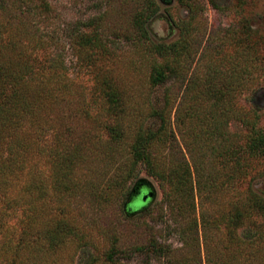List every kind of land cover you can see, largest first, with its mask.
Listing matches in <instances>:
<instances>
[{
    "label": "rangeland",
    "instance_id": "374dc122",
    "mask_svg": "<svg viewBox=\"0 0 264 264\" xmlns=\"http://www.w3.org/2000/svg\"><path fill=\"white\" fill-rule=\"evenodd\" d=\"M0 56L30 69L31 108L16 136L37 193L41 186L52 193L36 196L33 212L17 204L0 215V264H173L172 255L205 264L207 253L231 255L222 216L250 189L264 195V147L244 150L245 120L264 131V0H0ZM158 66L165 79L154 84ZM220 91L231 98L229 117L214 121L220 132L212 133L208 110ZM191 106L205 113L203 122L198 113L184 117ZM147 128L157 131L150 154L159 169L179 166L184 155L193 199L184 202L181 190L172 193L135 161L131 146ZM170 131L177 147L169 149ZM8 148L0 143L2 157ZM228 173H235L229 183ZM139 181L154 196L128 204ZM60 221L66 229L51 244L46 234ZM255 223L243 234L249 247L239 264L264 261V239H250L260 224L264 235V217ZM147 244H162L166 255L140 248Z\"/></svg>",
    "mask_w": 264,
    "mask_h": 264
},
{
    "label": "trees",
    "instance_id": "16d2710c",
    "mask_svg": "<svg viewBox=\"0 0 264 264\" xmlns=\"http://www.w3.org/2000/svg\"><path fill=\"white\" fill-rule=\"evenodd\" d=\"M141 17L142 14H139L137 16L136 23L142 21L143 18ZM7 61L9 60H2V57L0 56V132L2 128L8 127L7 129H4L2 135L0 136V143H5L9 146L6 156L2 157L0 153V204L5 205L6 208L9 207L12 210L14 207H16L15 205L18 204L20 205V208H24L26 210L31 209V212H33L32 202L34 198L37 196L39 200L47 201L52 197V193L46 192L42 186L39 188L37 193L38 186L36 185L38 179L33 170L26 168L27 162H23L24 152L26 151V148H24V146L20 144L21 142L16 136V130L18 129V127L21 124H25L27 122L23 119L25 115H23L22 113L28 111L31 108L30 101L28 98H26L24 87L25 81L27 80L30 73V69L27 65L24 64L15 65L13 67L11 63ZM151 79L154 84L163 82V80L165 79L163 68L160 66L154 67ZM215 92H213V109L211 111L208 110V114L212 113L213 115V125L211 128L212 133H216L217 130L220 132V128L218 129L217 126H215L214 121L215 123H217V121H226L227 117H229L227 115L229 109H227L225 103L231 102V98H229L230 96H228L227 91H220L217 93ZM107 97L110 104H118L119 98L116 92L112 90L107 91ZM188 110V112H185V118L191 117V114L194 115L195 113H198L200 116L198 117V119L201 118V121H204L205 113L202 112L200 108L196 109L195 106H191ZM162 122L163 124L158 128V130H162L166 133L168 130H166L164 119H162ZM244 125L248 130L244 150L246 149L249 154H258L264 147V131L257 128L256 123H254L252 120H245ZM110 134L111 139L117 140V138H119L120 132L118 131V129L111 127ZM156 135L157 131H154L150 128H147L146 130H143L139 133L131 146L132 155L135 161L142 162V165H144L145 170L148 172V174H151L158 179L168 181L172 185V193L174 186L181 190V197L184 202H187V200H189L191 197L193 199V172L190 169L184 155L182 154L180 160L182 163L179 166H164V168L169 167V169L165 170L164 168L159 169V158H157L155 155L150 154V145L151 143H153L155 137H157ZM164 137L167 139L169 149L172 148V146L177 147L176 138L175 136H173L171 131ZM13 146L16 150L12 152L10 150V147ZM6 159L9 162L3 165L4 160ZM194 173H196V171ZM234 174L235 173H228L226 175L227 183H229V181L233 178ZM38 175L41 176V174ZM17 180L20 181V183L22 182V180L23 182L17 190L15 189V192L14 187L15 181ZM58 191L59 193H65L67 190L63 188V186H59ZM196 191L197 193L199 192L198 186L196 187ZM241 202L242 203L238 207H235L222 216L224 226L226 227V245H228L231 251V255L226 254L220 259L215 260L218 255L210 257L207 253L205 264H239L237 260L242 254V251L244 252V249H246V247L248 246L243 239L245 236L243 234L245 233L248 237V234L246 232L251 233L250 227L257 226V224L255 223L256 218L264 217V195H260L259 193L250 189L247 192L244 201L242 200ZM23 203L27 206H24ZM134 203H141L142 205L144 204L140 200L133 202V204ZM9 208H7L8 210L0 212V215L8 217L10 215ZM244 224H247V227L245 229L241 228ZM261 226L262 225L260 224L259 228L256 229L255 232H253L254 239L250 238L251 241L254 242V244L256 243V241L258 243L261 239H264ZM240 228L241 230L239 231ZM65 229L66 225L65 223H63V221H60L55 226H53L46 234L49 243L53 244ZM140 248L146 249L149 253L158 255H160L161 253V256L166 255V251L163 250L164 247L162 244H147L140 246ZM248 251L250 255L253 254L251 250ZM112 258L113 257L111 256L110 261H112ZM185 258L186 257L184 256L183 258L181 256L176 257L175 255L169 257V259L171 260L174 259L173 264H185ZM255 261L257 260L255 259ZM195 262L199 263V260L196 258ZM258 263L264 264V261L261 260V263L259 261Z\"/></svg>",
    "mask_w": 264,
    "mask_h": 264
},
{
    "label": "water",
    "instance_id": "95a60500",
    "mask_svg": "<svg viewBox=\"0 0 264 264\" xmlns=\"http://www.w3.org/2000/svg\"><path fill=\"white\" fill-rule=\"evenodd\" d=\"M153 196L154 191L152 187L148 183L139 181L132 190L128 204H131L136 198H139L142 203H146L147 201L151 200Z\"/></svg>",
    "mask_w": 264,
    "mask_h": 264
}]
</instances>
